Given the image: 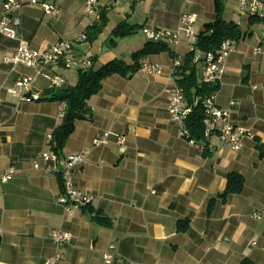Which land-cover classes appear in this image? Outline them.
<instances>
[{
    "label": "crops",
    "instance_id": "crops-1",
    "mask_svg": "<svg viewBox=\"0 0 264 264\" xmlns=\"http://www.w3.org/2000/svg\"><path fill=\"white\" fill-rule=\"evenodd\" d=\"M42 1L56 5L59 13L45 14L40 4L16 13L18 33L32 49L43 51L59 40L86 35L103 9L105 27L94 40L75 42L71 56H87L91 68L98 69L112 61L138 64L133 54L150 49L143 57L160 65L162 74L114 73L87 100L91 114L75 121L61 157L88 151L73 183L91 203L66 214L57 202L60 166L49 171L42 160L64 103L46 100V91L51 89L48 76L61 75L69 86L78 70L58 63L37 74L5 63L17 41L0 33V175L10 166L17 170L0 182V264H44L58 250L48 237L54 229L71 234L56 264H105L102 254L110 245L122 264H239L244 258L264 264V55L253 51L260 41L258 21L240 12L238 0H223L222 21L236 24L241 35L226 60L215 103L229 109L234 126L250 134L235 151L217 136L185 139L167 112L176 70L181 72L190 51L203 54L195 43L216 19L215 0H97L96 20L86 14L84 0ZM183 12L197 14L192 35L178 30ZM121 22L137 31L113 37ZM143 28L178 31L179 42L148 41ZM153 44L165 48L153 51ZM192 63L199 79L198 63ZM25 77L32 82L23 93L37 94L38 100L22 101L10 92ZM104 133L108 142L93 145ZM117 137H123L121 144ZM230 173L243 177V188L223 200L219 195ZM94 213L110 225L97 224ZM184 222L186 230L179 231Z\"/></svg>",
    "mask_w": 264,
    "mask_h": 264
},
{
    "label": "built area",
    "instance_id": "built-area-1",
    "mask_svg": "<svg viewBox=\"0 0 264 264\" xmlns=\"http://www.w3.org/2000/svg\"><path fill=\"white\" fill-rule=\"evenodd\" d=\"M28 4H40L45 14H58L59 9L53 3L42 0H4L0 8V33L5 37L16 40L17 45L15 52L5 56L3 61L12 65L21 64L33 69L37 74L42 73V68L52 64H62L66 69L71 70H87L91 67L92 62L89 57L75 59L71 56V51L75 42L85 40L86 35H80L74 41L59 40L49 48L43 51L35 50L29 47L28 43L19 35L20 18L16 13ZM85 12L94 20L99 18V5L97 0H84ZM238 8L241 13L258 21L260 26V41L253 49L255 54L264 55V0H238ZM197 18V14L193 12H183L180 16L178 30L192 35V27ZM142 33L148 41L152 42H167L177 44L179 42L178 31L173 32L162 29L143 28ZM237 46V39L225 38L218 49L211 52L196 55L193 58L194 63H198L199 81L205 84L220 85L223 74L225 72L226 60L228 56L234 52ZM177 62H174L176 65ZM143 76H160L162 67L151 62L146 57H141L138 60V69ZM135 72V73H136ZM51 88H60L65 86V79L58 74L48 76ZM31 77H25L16 82V88L10 92L17 96L22 101L38 100L37 94L29 96L23 93L30 83ZM218 89L213 90L209 95L202 98L200 104L203 108V140H209L212 136H217L221 142L228 145L232 150H239L242 139L250 135L245 129L236 127L230 120L229 109H222L215 103V97ZM168 105L167 112L169 119L174 122L179 130L180 135L189 141V131L186 126V120L192 111V106H189L184 98L183 89L174 84L167 90ZM197 102V101H196ZM196 102L194 105H196ZM235 104L230 101V106ZM64 107L61 109L59 117L62 118ZM108 133H104L93 140V145L106 144L108 142ZM51 136L49 137V140ZM123 137H117V143L123 142ZM88 151L83 150L79 153L68 154L64 157H58L57 154L50 148L42 153V160L46 164V169L49 171H57L55 166L59 164V175L61 178V193L57 197V202L62 205L64 212L70 214L73 209L85 207L91 203L90 195L74 186L73 176L83 163ZM17 172L14 167H8L0 175V182L9 181ZM255 217L259 214L255 213ZM49 239L58 247V250L49 256L44 264H56L57 260L63 255L64 247L69 243L71 234L68 231L54 229L49 235ZM113 245L109 246V250L102 254L105 264H122L123 259L120 256H115L111 251Z\"/></svg>",
    "mask_w": 264,
    "mask_h": 264
},
{
    "label": "trees",
    "instance_id": "trees-1",
    "mask_svg": "<svg viewBox=\"0 0 264 264\" xmlns=\"http://www.w3.org/2000/svg\"><path fill=\"white\" fill-rule=\"evenodd\" d=\"M216 19L212 23L205 25L203 32L197 35L195 49L201 53L215 51L219 48L221 42L225 38L239 39L241 31L234 23H226L222 21L220 15L223 10V0H215ZM107 23L105 11H100V19L98 24L91 26L86 32V39L94 40L102 31ZM137 31V27L131 26L126 22L119 23L112 31L113 37H123L133 34ZM113 42V40H111ZM153 51H160L165 45L153 44ZM147 50L133 54V59L137 60L147 53ZM195 56L194 51H190L185 58L184 64L180 69L176 70L175 82L183 89L184 98L192 111L186 120V126L189 131V138L194 142L203 141V117L204 112L200 104L202 98L209 95L213 90L218 89V85L201 83L198 80L197 68L192 63ZM138 69L135 62L131 66H126L120 61L109 62L98 69L89 68L87 70L77 71V81L74 85L60 88H51L46 91V100L64 103V114L60 124L51 133L49 141L50 148L61 157V151L68 136L74 130V123L77 120L85 119L90 116L91 111L87 105V100L96 94L101 88V82L106 77L117 73L121 76H130ZM197 101V102H196ZM196 102V105L194 103ZM244 179L241 175L230 173L227 175V185L225 190L219 195L223 200L230 194H238L242 191ZM213 201V200H212ZM210 203V206L212 204ZM92 219L102 226H109L110 220L106 217L94 213ZM187 223L178 224L179 231H185ZM239 264H252V262L244 258Z\"/></svg>",
    "mask_w": 264,
    "mask_h": 264
}]
</instances>
